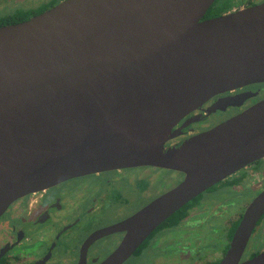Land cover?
<instances>
[{"label": "water", "instance_id": "obj_1", "mask_svg": "<svg viewBox=\"0 0 264 264\" xmlns=\"http://www.w3.org/2000/svg\"><path fill=\"white\" fill-rule=\"evenodd\" d=\"M214 1L62 0L0 26V217L78 176L140 166L184 174L119 223L125 235L100 264H122L176 210L264 157V98L165 146L211 97L264 84V1L202 19ZM263 214L264 190L218 264H264V251L241 260Z\"/></svg>", "mask_w": 264, "mask_h": 264}, {"label": "flooded vegetation", "instance_id": "obj_2", "mask_svg": "<svg viewBox=\"0 0 264 264\" xmlns=\"http://www.w3.org/2000/svg\"><path fill=\"white\" fill-rule=\"evenodd\" d=\"M60 1L62 0L44 1L38 5L34 0L33 3L32 0H0V26L24 21ZM233 1L228 12L264 0ZM262 85L264 84L248 85L211 97L172 127L175 135L165 146L176 145L186 138L207 131L263 99ZM159 172H167L161 181H158ZM183 178L184 174L180 172L153 166L122 168L70 178L50 188L20 197L0 217V264H100L119 246L125 235V231L117 227L119 223L169 191ZM163 182L173 186L165 190ZM246 190L253 196L239 200L235 193H244ZM262 190L264 157L215 182L184 204L182 207L188 204L185 215L176 225L165 222L167 217L122 264L132 258L138 260L144 256L152 259L148 264H159L153 256L164 258L188 248L190 254L185 261L189 264H218L225 253L224 245L228 246L231 239L227 240L228 229L240 219L249 202ZM220 191L226 195L212 200V196L219 195ZM206 192L212 193L210 200L201 197ZM137 194L146 198L145 203L126 215H119V207L132 202L131 195L137 197ZM195 198L197 200L193 201ZM234 205L236 212L241 208L243 211L228 222L225 234L222 230L223 221L232 210L218 215L221 223H215L214 227V215L204 218L207 211L218 214ZM199 215H202V219ZM259 221L251 236L257 226H260ZM195 227H200L202 231L189 237L191 229ZM247 246L249 247V241L245 250ZM262 251L264 249H253L250 245L248 254L241 257V260ZM209 254H212L211 258H208ZM146 260L142 264H147Z\"/></svg>", "mask_w": 264, "mask_h": 264}, {"label": "rangeland", "instance_id": "obj_3", "mask_svg": "<svg viewBox=\"0 0 264 264\" xmlns=\"http://www.w3.org/2000/svg\"><path fill=\"white\" fill-rule=\"evenodd\" d=\"M35 3H37L38 5L39 4H42V2L44 1H51V0H34ZM32 3H33V0H32ZM262 87V90L264 91V85L261 86ZM264 95V93H263ZM167 173V172H166ZM166 173H163V172H159L158 173V181L160 180H163V178L167 175ZM93 182V181H92ZM167 182H163V184H165ZM166 185V189L165 190H168L170 189L173 185L172 184H165ZM238 190H235V192H237ZM249 190H246V192L242 193V192H239V193H235V195H237L239 197V200H242L244 198H251L253 195H251L249 192ZM234 192V191H233ZM232 197V193L231 192H228ZM212 195V193H204L202 194V198H204L205 200L208 199L210 200V196ZM226 194L223 192V191H220V194L217 195V196H212V200H217L219 199V196L220 197H224ZM230 195H227V196H230ZM244 196V197H243ZM136 196L135 195H131V198L130 200L132 202H128V204L126 205H122L121 207H119L118 209V213L119 215L121 214H128L130 213L131 211H133L135 208L139 207L140 205H143L146 200V198H143V195H138L137 194V197L135 198ZM136 199V200H135ZM143 199V200H142ZM135 200V201H134ZM234 200V199H233ZM230 211L232 210V212L228 213L229 215L227 216V218L224 219L223 221V233L225 234V230L227 228V225H228V222L234 218H236V216L241 213L243 211V209H238L239 211L236 212V207L235 205L233 207H230L228 206V208L223 212H219L218 214H213V213H210V212H206L204 218L210 216V215H214L213 217V227H214V224L217 223V225H219L221 223V217L218 216V215H223L225 213H227V211ZM214 210L212 209L211 212H213ZM227 215V214H226ZM199 217L202 219V215H199ZM202 231V229L200 227H195V228H192L191 229V234L189 235V237L193 236V235H198L200 232ZM171 235V232L170 234ZM205 238L208 240L209 238L207 237V235H205ZM211 241V239H210ZM209 243V242H208ZM250 245L253 246V249L256 248L257 250H263L264 249V219L260 222V226H257V230L255 229V232L253 233V235L251 236L250 240H249V247ZM249 247L247 246L246 250H245V253L243 254V258L245 257L246 254H248V249ZM190 254V250L189 248L186 249L185 251L182 250V252H176V255H172V256H168V257H164V258H160L158 256H153L154 259H156L158 261L159 264H189L187 261H185L186 257H188V255ZM211 255L212 254H209L208 255V258H211ZM147 259V260H146ZM146 260V263H150V261H152V259L150 260L148 257L144 256L140 259H136V258H132L131 260L127 261L125 264H142L143 261ZM187 262V263H185Z\"/></svg>", "mask_w": 264, "mask_h": 264}, {"label": "trees", "instance_id": "obj_4", "mask_svg": "<svg viewBox=\"0 0 264 264\" xmlns=\"http://www.w3.org/2000/svg\"><path fill=\"white\" fill-rule=\"evenodd\" d=\"M233 4H234L233 0H215L213 2V4L207 9V11L205 12L202 19L212 18L215 16H219L223 13H226L232 8ZM195 200H197V198H195L193 201H195ZM186 206L182 207L180 211L173 213L170 217H168L166 219L165 222H169V224L172 223V225H176L178 223V221L180 219H182L183 215H185ZM262 219H264V214H263L261 220ZM238 221H239V219L237 221L233 222L231 224V227L228 229L227 240H229L231 238L232 233H233L234 229L236 228ZM226 248H227V244H225L223 247V253L225 252ZM214 264H216V263H214Z\"/></svg>", "mask_w": 264, "mask_h": 264}]
</instances>
